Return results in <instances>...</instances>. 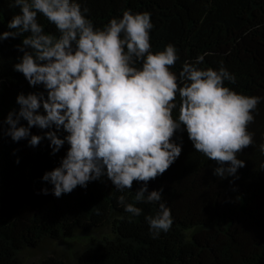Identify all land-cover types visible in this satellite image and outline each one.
<instances>
[{"label":"trees","instance_id":"1","mask_svg":"<svg viewBox=\"0 0 264 264\" xmlns=\"http://www.w3.org/2000/svg\"><path fill=\"white\" fill-rule=\"evenodd\" d=\"M13 2L0 0V34L12 31L7 24L19 14L18 8L10 7ZM76 2L89 10L86 18L97 29L112 18H122L126 10L150 13L151 52L173 45L179 60L170 70L177 76L185 61L195 62L200 55H204L201 69L224 67L235 76V83L225 81V87L261 97L254 122L248 126L254 142L237 154L245 167L235 177L221 179L213 174L218 165L195 151L186 131H178L173 141L182 145L181 155L163 175L148 182L145 193L163 189L162 202L173 219L167 233L153 238L145 217L155 216L158 205L135 201L142 182H134L132 189L122 193L104 176L56 198L52 185L42 177L60 166L70 146L65 143L53 155L47 139L33 148L28 140L13 142L4 134L8 129L4 120L9 112L19 110V94L47 93L42 85L30 86L22 73L14 71L23 56L17 48L23 37L0 40V264H24L25 255L39 253L38 264H264V153L260 151L264 144V0ZM38 22L46 34L58 37L55 26L42 15ZM39 111L43 113V108ZM173 117H178V110ZM21 124L27 126L26 121ZM30 131L43 137L48 130L33 127ZM58 135L63 138L67 133L61 129ZM43 188L49 189L48 195L41 194ZM121 195L142 214L126 213L118 203ZM75 235L91 237L70 254L44 251Z\"/></svg>","mask_w":264,"mask_h":264},{"label":"clouds","instance_id":"2","mask_svg":"<svg viewBox=\"0 0 264 264\" xmlns=\"http://www.w3.org/2000/svg\"><path fill=\"white\" fill-rule=\"evenodd\" d=\"M10 7L19 14L0 40L23 37L17 45L23 56L14 71L30 86L42 85L47 95L19 94V110L9 112L4 134L13 142L28 140L33 148L47 139L53 155L65 143L70 146L60 166L42 177L56 198L104 176L122 193L142 182L135 201L158 205L155 216L145 217L157 238L170 230L171 210L162 202L163 189L145 193L148 182L181 155L182 145L173 141L178 131H186L195 151L218 165L213 174L221 179L235 177L245 167L237 154L254 142L248 126L261 97L225 87V81L235 83V76L222 66L218 71L198 67L204 55L185 61L177 76L170 70L179 60L173 45L151 52L150 13L126 10L122 18L97 29L86 18L89 10L76 0H14ZM38 15L55 26L58 37L45 33ZM33 127L48 131L43 137L32 135ZM61 129L67 133L63 138ZM260 151L264 153V144ZM41 194L48 195L49 189ZM118 203L131 216L142 214L126 203L125 195Z\"/></svg>","mask_w":264,"mask_h":264},{"label":"rangeland","instance_id":"3","mask_svg":"<svg viewBox=\"0 0 264 264\" xmlns=\"http://www.w3.org/2000/svg\"><path fill=\"white\" fill-rule=\"evenodd\" d=\"M91 236L87 235H75L73 237L64 239L52 246H49V248H45L44 251H56L59 253H65V254H70L74 249L78 248L79 245L81 246L82 244L86 243ZM40 254H27L25 255L23 259L24 264H38L39 259H40Z\"/></svg>","mask_w":264,"mask_h":264}]
</instances>
